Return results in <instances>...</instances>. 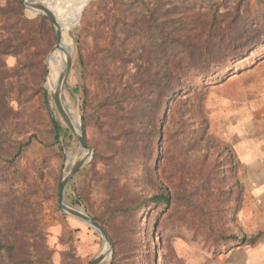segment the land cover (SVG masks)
Here are the masks:
<instances>
[{
  "label": "rangeland",
  "instance_id": "1",
  "mask_svg": "<svg viewBox=\"0 0 264 264\" xmlns=\"http://www.w3.org/2000/svg\"><path fill=\"white\" fill-rule=\"evenodd\" d=\"M42 1L51 10L73 0ZM135 1L91 0L65 23L66 42L51 62L57 36L49 19L31 15L22 0H0V241L15 245L16 257L34 264H90L105 248L94 229L59 206L65 167L81 147L51 103L47 72L54 68L58 79L65 73L66 108L92 148L88 164L68 184V202L114 231L133 223L142 230L156 218L154 210L142 207L169 186L183 209L151 228L162 234H153L160 264H264V44L256 55L217 69L203 82L208 132L216 141L202 138L196 97L177 112L170 129L177 126V138L187 143L162 146L168 155L159 182L153 165L145 167L146 157L131 154L116 136L131 110V91L138 88L135 18L144 13ZM219 3L222 13L237 7ZM249 7L262 6L250 0L241 11L247 14ZM181 161L186 181L179 184ZM212 168L208 188L201 189V169ZM120 204H128L129 211L114 215ZM135 213V222L129 221ZM243 235L249 240L245 245L229 241ZM113 253L112 244L106 264Z\"/></svg>",
  "mask_w": 264,
  "mask_h": 264
},
{
  "label": "trees",
  "instance_id": "2",
  "mask_svg": "<svg viewBox=\"0 0 264 264\" xmlns=\"http://www.w3.org/2000/svg\"><path fill=\"white\" fill-rule=\"evenodd\" d=\"M219 1L221 0L132 2L140 6L144 13L141 19L135 18L140 31V50L135 62L138 88L131 91V110L122 120V132L116 136L117 141H121L131 154L146 157L145 167L153 165L152 174H156L159 182L164 181L163 167L168 155L166 147L162 150V146L171 143L176 147L187 143L184 139L177 138V126L170 129V122L172 119L175 121L177 112L189 107L190 101L196 97L204 128L202 138L216 141L208 132L204 106L207 90H203L206 85L203 82L217 69L222 72L241 57H249L251 53L256 55L258 51H254L264 44V0H258L262 6L260 9L249 7L247 14L241 11V6L243 3L250 5V0H223L237 5L234 9L228 6L223 13L220 11ZM199 82L203 85H197ZM56 126L59 127L57 123ZM223 147L228 149L227 146ZM228 155L233 160L231 154ZM181 162L176 175L179 184L186 181L183 161ZM230 167L235 174V186L239 187L237 166L231 161ZM213 168L201 169V189L208 188ZM223 177L225 174L219 173V178ZM232 190L230 188L228 192L230 195ZM158 191L142 207V210L151 208L155 213L154 220L151 216L146 221V225L150 224L148 228L138 230L133 223L121 231H114L110 229V224L95 218L112 240L114 253L110 264H160L158 253L154 251L156 246L153 234H162L153 232L151 228H159L160 223L174 216L183 207H180L176 192L169 186H162ZM201 201L202 197L199 203ZM129 209L128 204H120L113 212L120 216ZM128 219L135 222L137 214L128 216ZM229 241L241 245L249 242L245 235L232 236ZM7 243L0 241V264H34L29 258H17L15 245Z\"/></svg>",
  "mask_w": 264,
  "mask_h": 264
},
{
  "label": "water",
  "instance_id": "3",
  "mask_svg": "<svg viewBox=\"0 0 264 264\" xmlns=\"http://www.w3.org/2000/svg\"><path fill=\"white\" fill-rule=\"evenodd\" d=\"M31 1L40 10L41 13L39 14L47 17L55 28L56 36H57V46L54 50L62 49V46H61L62 34H61V31L59 29V26H58V23H57V20L54 14L44 4L42 0H31ZM22 2L28 9L27 2L25 0H22ZM69 71H70V67L67 69L66 78L68 76ZM48 73L49 72H47V79H48ZM45 89L47 90L46 83H45ZM49 96H50L51 103L53 104L58 114L60 122L67 129L70 130V132L73 134L74 138L77 140L78 144L81 147V152L79 156L75 160L69 162L65 167V174L61 181L59 193H58L59 206L64 214L70 217H73L74 219L79 220L82 223L84 222V224H87L89 227L94 229L103 238L104 243H105V248L90 264H106L112 258L111 239L109 235L107 234L106 230L94 218H92L86 212L84 208H79V207L74 206L73 204L67 201L66 196H65L69 182L79 170L85 167V166H83L82 168L80 167L81 161L89 150L92 151V148L87 144V141L83 134L81 126L75 121L73 116L70 115L66 110H64L61 107V105L52 98L50 93H49Z\"/></svg>",
  "mask_w": 264,
  "mask_h": 264
},
{
  "label": "bare ground",
  "instance_id": "4",
  "mask_svg": "<svg viewBox=\"0 0 264 264\" xmlns=\"http://www.w3.org/2000/svg\"><path fill=\"white\" fill-rule=\"evenodd\" d=\"M25 1L27 2L28 11L31 15H37V14L41 13L40 10L36 7V5L32 3L31 0H25ZM90 1L91 0H73V1H70L71 4H69V6H65V5L61 4V5H58L57 7L53 6L51 8V12L54 14V16L57 20L61 34L65 31L64 36H62V44H61L62 48L66 42V38L68 35V31H67V28L65 26V23L68 20H70L72 17H74V15L80 9L84 8V6L86 4H88ZM60 50L61 49H58V50L56 49V50L52 51V53L48 57V61L53 62L55 60V58L57 57ZM49 73L51 75V80H50L51 84L48 85V88L51 92H54V93H50L52 98L54 100H56L64 110H66L70 115H72L67 110L66 105H65V101L63 98V91H64V87H65V73L63 71L60 72L59 79H58L57 71L54 68H49ZM58 80H59V82H58ZM90 154H91V150H89L85 154L84 158L81 161V165H80L81 168L83 166H86V164H88ZM107 261H108V259H107Z\"/></svg>",
  "mask_w": 264,
  "mask_h": 264
}]
</instances>
